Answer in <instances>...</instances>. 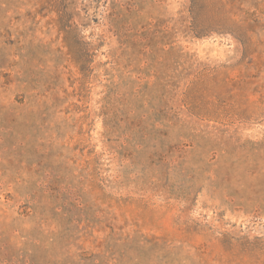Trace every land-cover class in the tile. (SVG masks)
Instances as JSON below:
<instances>
[{
    "label": "rangeland",
    "instance_id": "374dc122",
    "mask_svg": "<svg viewBox=\"0 0 264 264\" xmlns=\"http://www.w3.org/2000/svg\"><path fill=\"white\" fill-rule=\"evenodd\" d=\"M0 264H264V0H0Z\"/></svg>",
    "mask_w": 264,
    "mask_h": 264
}]
</instances>
